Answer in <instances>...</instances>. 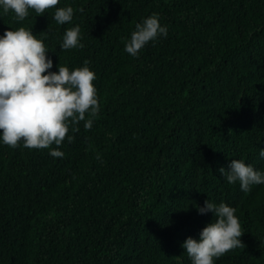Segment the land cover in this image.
I'll use <instances>...</instances> for the list:
<instances>
[{"label":"trees","instance_id":"16d2710c","mask_svg":"<svg viewBox=\"0 0 264 264\" xmlns=\"http://www.w3.org/2000/svg\"><path fill=\"white\" fill-rule=\"evenodd\" d=\"M152 13L167 36L134 57L125 43ZM75 25L84 47L64 50ZM19 27L50 72L87 60L100 108L62 158L0 139V264H191L182 244L213 221L206 199L236 209L245 244L213 264H264V184L244 192L218 171H264V0H59L23 21L0 6V36Z\"/></svg>","mask_w":264,"mask_h":264},{"label":"clouds","instance_id":"9594fccd","mask_svg":"<svg viewBox=\"0 0 264 264\" xmlns=\"http://www.w3.org/2000/svg\"><path fill=\"white\" fill-rule=\"evenodd\" d=\"M58 3L59 0H0L3 12L7 14L13 10L19 21L28 16L29 9L41 15ZM73 15V8L66 6L56 8L53 19L63 25L71 23ZM158 35L166 37L167 28L160 24L159 14L152 13L135 25V31L125 43V51L135 57ZM81 39L80 26L75 25L66 29L60 47L82 49ZM47 51L42 40L25 27L6 29L0 36V139L12 148L21 141L29 149H46L55 144L57 147L50 155L62 158L64 153L59 150L62 142L66 137L69 142L74 139L68 135L69 130L78 131L81 121L85 129H91L100 105L92 83L95 73L87 66L88 61L71 71L59 66L57 72H50L53 62L46 56ZM86 114L90 118L86 119ZM260 156L264 158V149ZM218 171L226 176L229 184L239 182L244 192L250 191L252 185L264 184V171L254 169L243 160L232 159L227 171L224 167ZM196 207L200 214L211 212L214 219L201 230L198 239L188 237L183 242L191 264H213L214 258L236 248H245L234 207L207 199L202 207Z\"/></svg>","mask_w":264,"mask_h":264}]
</instances>
